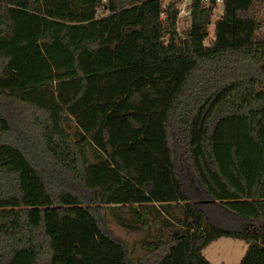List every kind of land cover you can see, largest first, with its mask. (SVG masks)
I'll return each mask as SVG.
<instances>
[{"label":"trees","instance_id":"obj_1","mask_svg":"<svg viewBox=\"0 0 264 264\" xmlns=\"http://www.w3.org/2000/svg\"><path fill=\"white\" fill-rule=\"evenodd\" d=\"M106 2L0 0V264H215L223 235L264 264V0H226L211 45L201 0L184 36L175 0ZM175 202L141 258L107 216Z\"/></svg>","mask_w":264,"mask_h":264},{"label":"rangeland","instance_id":"obj_2","mask_svg":"<svg viewBox=\"0 0 264 264\" xmlns=\"http://www.w3.org/2000/svg\"><path fill=\"white\" fill-rule=\"evenodd\" d=\"M166 1L168 2L170 0ZM175 1L180 5L184 0ZM104 5L106 6L107 2H105ZM225 9L226 1L224 4L214 7L212 21L207 26L209 32V36L205 39L207 45H211L213 42H218L220 39L224 38V35H220V29H222V22L225 21L226 18ZM106 13L103 12V14ZM189 14L190 13H183V16L179 15L178 30L183 36L185 35L187 27H185L186 21H182L180 18L187 16L190 19L188 21H191V14ZM98 15H102V13ZM257 36L264 38V24L261 29L257 31ZM74 124L75 121L72 119V125ZM89 154L91 160L97 162L98 157L93 149H90ZM173 204L174 206L169 212L162 210L160 213L151 214L147 219L148 225H144L141 221L136 220V214L131 213L133 210L129 208H120L117 206L118 208H115V211L107 209V216L115 232L120 237L129 241L132 256L141 258L150 252L146 244L148 241H155L161 238L168 240L171 237L172 230L181 226L180 219L183 217V210L180 206V202H175ZM116 211L123 213L127 217V225H123L118 221L117 217L114 215ZM247 245L248 243L243 237L223 235L209 243L204 249V254L215 264H238L246 251Z\"/></svg>","mask_w":264,"mask_h":264},{"label":"built area","instance_id":"obj_3","mask_svg":"<svg viewBox=\"0 0 264 264\" xmlns=\"http://www.w3.org/2000/svg\"><path fill=\"white\" fill-rule=\"evenodd\" d=\"M203 4H205L206 6H212L217 7L220 6L222 4L225 3L226 0H201ZM104 2H106V0H104ZM179 7V15H183V13L187 14L190 13L191 14V8H192V0H184L180 5H178ZM108 8L106 6H104L102 9L98 10V14L103 12H108ZM189 14V15H190ZM262 17L264 18V3H263V7H262Z\"/></svg>","mask_w":264,"mask_h":264},{"label":"crops","instance_id":"obj_4","mask_svg":"<svg viewBox=\"0 0 264 264\" xmlns=\"http://www.w3.org/2000/svg\"><path fill=\"white\" fill-rule=\"evenodd\" d=\"M181 16H183V15H181ZM180 20H182V21H186V26L185 27H189L190 26V24H191V21H188V20H190L187 16H184V18H180ZM93 150H94V152L95 153H98V151L95 149V148H92Z\"/></svg>","mask_w":264,"mask_h":264}]
</instances>
